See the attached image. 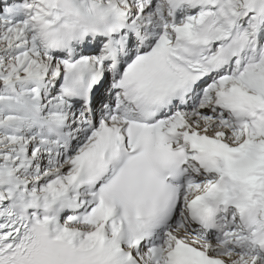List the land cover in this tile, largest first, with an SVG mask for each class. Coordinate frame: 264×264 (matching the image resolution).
<instances>
[{
    "label": "snow or ice",
    "instance_id": "1",
    "mask_svg": "<svg viewBox=\"0 0 264 264\" xmlns=\"http://www.w3.org/2000/svg\"><path fill=\"white\" fill-rule=\"evenodd\" d=\"M0 264H264V0H0Z\"/></svg>",
    "mask_w": 264,
    "mask_h": 264
}]
</instances>
